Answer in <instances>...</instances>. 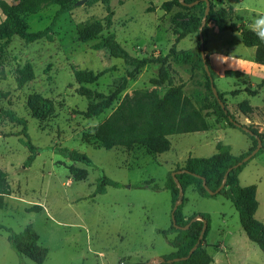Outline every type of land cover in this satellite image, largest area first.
<instances>
[{"label":"rangeland","instance_id":"374dc122","mask_svg":"<svg viewBox=\"0 0 264 264\" xmlns=\"http://www.w3.org/2000/svg\"><path fill=\"white\" fill-rule=\"evenodd\" d=\"M3 1L14 6L29 32L46 28L60 7L58 0ZM79 1L73 0L74 8L57 17L52 40L27 43L13 35L0 50V110L10 109L25 119L31 143L46 148L26 167L29 151L19 141L22 128L0 114V170L7 175L0 186L4 200L0 225L20 232L32 224L39 244L48 250L42 264H131L154 253L167 255L175 250L167 240L176 233H168L166 239L158 231L168 230L171 224V195L165 186L169 173L182 167L188 156H211L218 141L228 145L233 155L254 146L239 129L215 121L216 98L199 61L198 31L177 43L175 32L184 22L201 26L204 21V54L214 86L222 94L220 101L236 122L260 134L264 142V85L257 86L264 80V64L254 60L256 46L245 47L240 33L230 29L240 24L249 28L255 17L264 14V0H209L214 9L233 8L225 23L207 20L204 2L192 9L174 5L166 11L161 4L170 0H111L109 24L102 3L89 6L85 0L78 5ZM3 20L0 10V23ZM109 33L136 58L165 56L174 45L164 65L168 79L160 85L151 83L162 68L159 62L135 71L106 49L92 48ZM226 70L240 74L225 77ZM81 71L91 73L93 79L77 82L75 72ZM124 78L125 89L108 108L98 116L84 117L92 101L80 93V87L108 95ZM177 85L205 117L207 131L168 136L170 148L163 153L151 152L142 144L108 150L101 145L96 128L126 94L153 91L161 97ZM48 147L83 153L93 165L65 158ZM71 167L85 169L86 178L75 180ZM101 172L119 186L94 194ZM239 180L244 187L256 186L255 217L264 223V151L249 159ZM182 201L180 224L192 214L207 215L205 244L215 264H264V255L247 239L229 200L221 195L202 197L188 185ZM0 264H33L10 248L7 232L1 228Z\"/></svg>","mask_w":264,"mask_h":264},{"label":"trees","instance_id":"16d2710c","mask_svg":"<svg viewBox=\"0 0 264 264\" xmlns=\"http://www.w3.org/2000/svg\"><path fill=\"white\" fill-rule=\"evenodd\" d=\"M18 3L26 4L37 0H15ZM59 1V9L55 13L51 23L44 29L35 32H29L25 29L24 24L19 19L14 11V6L0 0V10L4 15L3 22L0 23V50L9 44L13 35L18 36L27 43H31L40 39L52 40L51 31L57 17L74 8L73 0ZM111 0H86V5L102 3L107 10L106 20L110 23L112 12L109 8ZM189 4L197 1L192 6L183 5L179 0L165 1L161 4V8L169 11L172 6L176 5L184 9H192L199 6L200 3L205 4L204 0H183ZM209 3V0H207ZM206 9V8H204ZM233 11L232 7L214 9L209 3L207 20L219 21L225 23L227 17ZM205 15V10L203 11ZM200 24L194 22H184L178 27L180 32H175V43L180 41L186 35L199 30ZM230 29L237 31L241 35L242 43L245 47L256 46L254 60L256 63L264 64V42L260 41L249 28L244 24L238 26H230ZM206 27L203 26L202 35L205 41ZM199 40V37H198ZM92 48L95 50L106 49L109 55L114 58L122 59L126 64L134 67L135 71L143 68L151 63L159 62L162 68L159 69L158 75L151 79L154 85L163 84L169 77L164 65L167 64L168 57L174 52V45L165 56H151L150 58H136L131 56L115 39L114 35L109 33L96 41ZM200 50V40H199ZM200 63H204L209 67L208 58L204 60L200 54ZM209 69V68H208ZM211 75V70L209 69ZM129 72L128 76H131ZM240 74L235 70L224 71L225 77H231ZM211 76H208L210 84ZM91 73L85 71L75 72V80L79 83L90 82ZM212 79V78H211ZM127 79L114 89L111 94L105 95L100 92L90 90L86 87H80V93L92 102L86 107L83 112L84 117L92 118L102 113L109 105L117 99L118 95L125 89ZM264 85V80L257 86ZM249 94H254L255 90L247 89ZM221 93L218 97L221 100ZM215 121H226L227 125L233 129H239L243 134L247 135L254 142L251 147L243 154L233 155L230 152V147L218 141L215 144V153L209 157H191L188 156L184 164L180 168H176L175 178L169 173L166 180V188L171 195V214L174 217V223L171 224L168 230H159L158 232L167 239V234L175 232L173 239L167 240L168 244L175 250L167 255H163L162 260L155 264H211L213 258L207 252L205 244L206 234L209 228V219L206 214H192L182 224L179 223L178 212L182 207L183 201L178 203L179 188L178 184L184 191L188 185H193L198 195L202 197H216L221 195L229 200L238 213L239 223L246 237L253 242L264 255V223L257 220L255 213L258 207L256 199V186H242L239 180V174L247 164L244 158L257 147V140L261 141V147L256 152L264 151V142H262L260 134L255 131L242 130L236 126V122L232 114L228 111L224 104H220L217 99L213 110ZM0 114L7 118L10 122L21 126L20 143L27 148L29 156L25 160V166H30L35 156L46 148L34 146L27 134V125L25 119L16 115L10 109H1ZM208 130V124L201 111L186 97L181 86H171L160 97L155 92L137 91L131 96H124L121 103L114 111L106 118V120L96 128L97 138L105 149H111L115 146L130 148L134 144L145 145L149 151L154 153H163L169 150L170 142L167 139L171 135L189 134L194 132H203ZM54 152L65 158L74 161L82 162L87 166H92L93 163L88 156L83 153H78L74 150L66 148H50ZM255 154V155H256ZM254 155V156H255ZM252 156V157H254ZM70 174L77 181L86 178V170L83 168H70ZM7 175L0 170V186L6 183ZM118 187L119 184L101 172L98 178L94 194H104L106 187ZM3 195L0 194V208L3 206ZM176 208L173 210V207ZM200 217L201 220H197ZM205 229L202 232L203 224ZM185 226H187L185 228ZM1 229L7 232V242L10 248L19 256L28 258L33 264H42L46 259L48 250L39 244V236L32 224H27L22 231L13 232L0 225ZM195 247L193 250L192 248ZM192 250V251H191ZM176 259V260H175ZM142 264V263H136ZM147 264H153L151 262Z\"/></svg>","mask_w":264,"mask_h":264},{"label":"water","instance_id":"95a60500","mask_svg":"<svg viewBox=\"0 0 264 264\" xmlns=\"http://www.w3.org/2000/svg\"><path fill=\"white\" fill-rule=\"evenodd\" d=\"M204 1L206 2V9H205V16H206V14H207V12H208V6H209V3H208L207 0H204ZM84 2H85V0H81V1H79L77 4L80 5V4L84 3ZM179 2H180L181 4H183V5H187V6H192L193 4H196V3H197V1H195V2H193V3L186 4V3H184L183 0H179ZM203 26H204V21L202 22L201 26L199 27V30H198V37H199V40H200V54H201L202 59L204 60V57H205V54H204V39H203V35H202V29H203ZM204 69H205L207 75L210 76L208 66H207L205 63H204ZM210 84H211V89H212V92H213L215 98L217 99V101H218L220 104H222L221 101H220V99H219V97H218V91H217V89L215 88L214 83H213V81H212L211 78H210ZM236 126L241 127V125H240L239 123H236ZM241 128H242V130L247 131V128H246V127L243 126V127H241ZM260 147H261V141H260V140H257V147H256L253 151H251V152H250V153L244 158V161H247V160H249L252 156H254V155L256 154V152L259 150ZM175 175H176V173H175V172H172L171 176H172L173 178H175ZM178 188H179V197H180L178 203H181V202H182V197H183V190H182V188H181V186H180L179 184H178ZM176 206H177V204L173 207V210L176 208ZM171 220H172V222L174 223L175 220H174V217H173V216H171ZM186 227H187V226H185V228H186ZM204 229H205V222H204V224H203L202 232H203ZM194 248H195V247H193L192 250H193ZM192 250H191V251H192ZM156 259H157V260H162L161 257H157ZM175 260H176V259H175ZM149 262H150V261L145 262V263H143V264H147V263H149Z\"/></svg>","mask_w":264,"mask_h":264},{"label":"clouds","instance_id":"9594fccd","mask_svg":"<svg viewBox=\"0 0 264 264\" xmlns=\"http://www.w3.org/2000/svg\"><path fill=\"white\" fill-rule=\"evenodd\" d=\"M249 29L260 41L264 42V14H260L258 17H255L249 24ZM236 35L238 36V33H236ZM217 57H215L217 62L222 63L220 60L217 59ZM228 66L232 68L231 64H229Z\"/></svg>","mask_w":264,"mask_h":264},{"label":"crops","instance_id":"0c3cea01","mask_svg":"<svg viewBox=\"0 0 264 264\" xmlns=\"http://www.w3.org/2000/svg\"><path fill=\"white\" fill-rule=\"evenodd\" d=\"M248 239V238H247ZM249 240V239H248ZM250 241V240H249ZM206 242V241H205ZM251 242V241H250ZM253 243V242H251ZM254 244V243H253ZM255 245V244H254ZM163 254H160V253H154L153 255H149L145 258H142V259H138L136 261H133V263L131 264H136V263H143V262H148V261H152L153 259H156L157 257H160L162 256ZM216 261L213 259V262L211 264H215Z\"/></svg>","mask_w":264,"mask_h":264}]
</instances>
